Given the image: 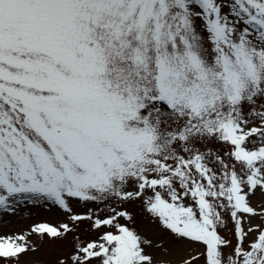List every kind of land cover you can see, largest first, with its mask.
Wrapping results in <instances>:
<instances>
[{
  "label": "snow or ice",
  "instance_id": "snow-or-ice-1",
  "mask_svg": "<svg viewBox=\"0 0 264 264\" xmlns=\"http://www.w3.org/2000/svg\"><path fill=\"white\" fill-rule=\"evenodd\" d=\"M0 264H264V0H0Z\"/></svg>",
  "mask_w": 264,
  "mask_h": 264
},
{
  "label": "rangeland",
  "instance_id": "rangeland-1",
  "mask_svg": "<svg viewBox=\"0 0 264 264\" xmlns=\"http://www.w3.org/2000/svg\"><path fill=\"white\" fill-rule=\"evenodd\" d=\"M37 218L40 219V220H43V219H48L50 217H49V214L48 213L39 212Z\"/></svg>",
  "mask_w": 264,
  "mask_h": 264
}]
</instances>
